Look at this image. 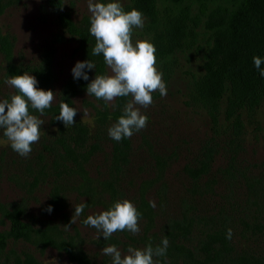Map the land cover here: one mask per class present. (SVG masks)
I'll list each match as a JSON object with an SVG mask.
<instances>
[{"label":"rangeland","instance_id":"374dc122","mask_svg":"<svg viewBox=\"0 0 264 264\" xmlns=\"http://www.w3.org/2000/svg\"><path fill=\"white\" fill-rule=\"evenodd\" d=\"M129 1L119 3L125 6ZM3 2L7 6L0 28L13 40L12 62L21 69L44 70V90L55 96L52 106L67 97L78 112L68 129L55 117L30 113L44 124L27 157L12 150L0 129V208L20 209L23 220L38 232L30 243L8 241L0 250V264H75L64 252L43 247V235L74 245L91 264H112V257L102 253L105 246L114 244L123 254L129 246L143 249L151 243L155 248L164 237L170 246L178 226L189 222L193 226L187 240L177 235L175 243L193 255L200 254L207 234L230 228L235 251L242 243L264 263V228L255 227L264 226V106L252 122L244 118L241 136L234 137L222 125L216 132L208 115L191 101L192 82L200 75L202 60L200 51L192 48L175 54L166 65L156 59L167 94L153 92V103L141 108L147 126L117 142L108 135L114 123L98 114L104 111L102 104L73 78L72 68L83 53L78 40L62 31L57 14L44 0ZM63 7L75 23L90 21L87 0H63ZM132 39L151 42L145 21L142 29H134ZM105 73H110L107 65ZM6 79V62L0 54V100L15 94ZM117 98L104 102L109 111ZM131 99L129 95L126 103ZM212 148L209 173L194 181L190 171ZM120 199L132 202L142 214L138 233L117 231L105 240L101 232L83 224L89 215L108 210ZM80 203L86 204L83 213L71 227H64ZM8 230L9 222L0 211V233ZM169 246L165 256L154 259L187 264Z\"/></svg>","mask_w":264,"mask_h":264},{"label":"trees","instance_id":"16d2710c","mask_svg":"<svg viewBox=\"0 0 264 264\" xmlns=\"http://www.w3.org/2000/svg\"><path fill=\"white\" fill-rule=\"evenodd\" d=\"M44 1L57 14L62 31L78 40L83 53L82 61L90 59L95 64V69L84 70L89 80L94 79L96 74H105L103 54L92 55L96 41L89 32L90 21L84 19L80 24L75 23L71 14L64 10L63 0ZM6 6L0 0V16ZM123 8L125 11L135 8L142 13L159 62L166 65L175 54L192 48L200 51L201 72L193 79L191 101L208 115L216 132L222 125L227 130L231 129L234 137L241 136L244 118L252 122L255 113L264 106V77H261L253 63V56H259L264 61V0H130ZM12 50L13 40L3 35L0 28V54L6 62V76L9 78L28 72L37 79V87L44 90L45 71L37 68L21 69L12 62ZM261 68L264 69V63ZM77 80L80 85L83 84L82 87H87L88 81ZM14 92L18 94L16 89ZM126 98L118 97L112 111H109L103 99H97L104 108L98 114L116 123L123 114ZM61 101L71 107L67 97ZM59 104L45 109L43 115L56 118L60 111ZM29 112L40 113L31 107ZM212 152L213 148L205 154V161L190 171L194 181L209 173ZM0 211L9 222V230L0 233V250H4L8 241L30 243L35 239L38 232L23 220L20 209L0 208ZM191 226V222L185 227L178 226V234L171 236L174 241L171 240L169 246V250L188 260L187 264H264L260 256L242 243L241 250L235 251L234 239L226 238V230L207 234L205 241L200 244V254L193 255L175 243L178 236L187 240ZM255 227L258 230L264 228L258 224ZM41 243L43 247L50 246L64 252L75 264H91L82 250L72 244L58 242L45 235ZM26 259L27 262H33L31 257Z\"/></svg>","mask_w":264,"mask_h":264},{"label":"clouds","instance_id":"9594fccd","mask_svg":"<svg viewBox=\"0 0 264 264\" xmlns=\"http://www.w3.org/2000/svg\"><path fill=\"white\" fill-rule=\"evenodd\" d=\"M90 15V34L95 37V46L92 55L103 54L104 63L110 69V73L96 74L95 78L87 85L88 96L103 99L108 104L117 97L131 95L123 114L117 122L108 128V135L119 142L124 138H131L134 132H139L147 126L148 117L141 112L153 103L152 93L159 91L161 97L166 96V83L163 74L155 67V47L147 39H137L133 43L132 35L136 28L144 27L142 13L132 8L125 11L119 0L102 3L96 0H87ZM253 63L264 77V69L261 68V57L253 56ZM85 69H95V64L89 59L78 61L72 68L74 79L89 80ZM5 83L17 90L18 94H12L11 99L0 100V129L6 137L12 150L22 157H27L31 151V145L40 139V128L44 121L30 114L29 107L38 110L41 115L45 109L52 106L55 99L52 90H43L37 87L38 81L28 72L22 75H12ZM59 115L56 120L63 122L66 129L73 126L78 110L70 107L68 103L61 101ZM85 114V113H84ZM150 205L155 207L154 202ZM86 207L80 203L74 207L75 211L69 225L75 224ZM47 211L51 213L52 206ZM141 213L127 199L115 201L108 210L95 215H89L83 224L94 227L108 240L115 232L125 231L136 234L140 231L138 221ZM232 230H227L226 238L231 239ZM169 240L164 237L161 245L155 248L149 245L143 249L132 246L126 253L117 249L116 245L105 246L102 253L112 257V264H161L159 259L166 255Z\"/></svg>","mask_w":264,"mask_h":264}]
</instances>
